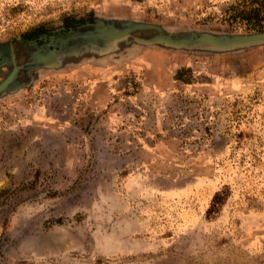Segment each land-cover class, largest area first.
I'll list each match as a JSON object with an SVG mask.
<instances>
[{"label": "rangeland", "instance_id": "obj_1", "mask_svg": "<svg viewBox=\"0 0 264 264\" xmlns=\"http://www.w3.org/2000/svg\"><path fill=\"white\" fill-rule=\"evenodd\" d=\"M2 85L0 264H264V0H0Z\"/></svg>", "mask_w": 264, "mask_h": 264}, {"label": "water", "instance_id": "obj_2", "mask_svg": "<svg viewBox=\"0 0 264 264\" xmlns=\"http://www.w3.org/2000/svg\"><path fill=\"white\" fill-rule=\"evenodd\" d=\"M115 31H116V30H115ZM204 37H206L207 39H209V40L211 41L212 45H214V46H216V47H220V46H222V44H220V41L215 37V35H213V34H205ZM261 40H263V38L260 37V36H258V37H254V38L251 39V41H261ZM3 87H4V85H2V86L0 87V90H1Z\"/></svg>", "mask_w": 264, "mask_h": 264}]
</instances>
